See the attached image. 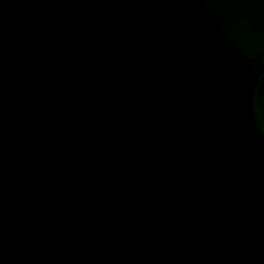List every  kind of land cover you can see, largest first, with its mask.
<instances>
[{"label":"water","instance_id":"95a60500","mask_svg":"<svg viewBox=\"0 0 264 264\" xmlns=\"http://www.w3.org/2000/svg\"><path fill=\"white\" fill-rule=\"evenodd\" d=\"M0 264H264V0H0Z\"/></svg>","mask_w":264,"mask_h":264}]
</instances>
